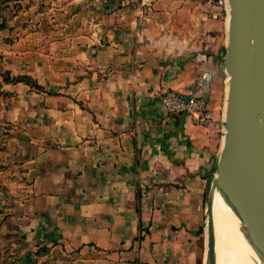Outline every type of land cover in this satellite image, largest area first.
Here are the masks:
<instances>
[{"label": "crops", "instance_id": "crops-1", "mask_svg": "<svg viewBox=\"0 0 264 264\" xmlns=\"http://www.w3.org/2000/svg\"><path fill=\"white\" fill-rule=\"evenodd\" d=\"M0 25V122L12 134L7 158L22 168L14 189L25 258L200 264L222 123L213 113L212 126H194L160 98L208 102L221 87L224 8L0 0Z\"/></svg>", "mask_w": 264, "mask_h": 264}, {"label": "water", "instance_id": "water-1", "mask_svg": "<svg viewBox=\"0 0 264 264\" xmlns=\"http://www.w3.org/2000/svg\"><path fill=\"white\" fill-rule=\"evenodd\" d=\"M227 76L222 147L205 208L204 264H217L211 192L217 189L264 257V0H225Z\"/></svg>", "mask_w": 264, "mask_h": 264}, {"label": "rangeland", "instance_id": "rangeland-1", "mask_svg": "<svg viewBox=\"0 0 264 264\" xmlns=\"http://www.w3.org/2000/svg\"><path fill=\"white\" fill-rule=\"evenodd\" d=\"M223 55L219 57L218 66L222 71L221 87L212 95L210 101V111L219 116V121L223 120L224 104L227 90V76L222 68ZM1 74V73H0ZM4 97L0 91V108ZM214 116V115H213ZM12 134L8 127L0 122V264H31L25 258L30 252L28 247L22 245V232L16 229L15 210L20 201L16 185H22V168L19 164L8 160V145L11 142ZM21 178V179H20ZM206 251L205 223L199 232V253L200 264H204Z\"/></svg>", "mask_w": 264, "mask_h": 264}, {"label": "bare ground", "instance_id": "bare-ground-1", "mask_svg": "<svg viewBox=\"0 0 264 264\" xmlns=\"http://www.w3.org/2000/svg\"><path fill=\"white\" fill-rule=\"evenodd\" d=\"M211 198L217 264H264V257L242 235L244 227L222 194L214 189Z\"/></svg>", "mask_w": 264, "mask_h": 264}, {"label": "built area", "instance_id": "built-area-1", "mask_svg": "<svg viewBox=\"0 0 264 264\" xmlns=\"http://www.w3.org/2000/svg\"><path fill=\"white\" fill-rule=\"evenodd\" d=\"M219 7H225V0H209ZM165 111L172 116L184 115L191 119L194 126L210 127L214 124V116L204 97L190 95L182 97L176 92L168 91L161 96Z\"/></svg>", "mask_w": 264, "mask_h": 264}, {"label": "trees", "instance_id": "trees-1", "mask_svg": "<svg viewBox=\"0 0 264 264\" xmlns=\"http://www.w3.org/2000/svg\"><path fill=\"white\" fill-rule=\"evenodd\" d=\"M2 29H3V26L0 25V30H2ZM3 81H6V82H8V81H12V82H14V81H17V80H16V79H14V80H10V79H8V78H4ZM24 81L29 82L27 79H24Z\"/></svg>", "mask_w": 264, "mask_h": 264}]
</instances>
